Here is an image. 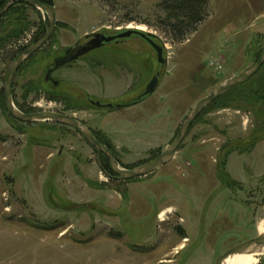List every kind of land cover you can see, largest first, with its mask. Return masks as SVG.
<instances>
[{
  "label": "rangeland",
  "instance_id": "1",
  "mask_svg": "<svg viewBox=\"0 0 264 264\" xmlns=\"http://www.w3.org/2000/svg\"><path fill=\"white\" fill-rule=\"evenodd\" d=\"M160 1L52 0L56 27L15 72L14 106L26 114L74 118L109 144L120 168L159 157L191 108L252 67L264 45V0H211L207 19L180 42L160 26ZM24 15L19 35L0 34V264H214L258 235L264 221V69L208 106L170 163L143 178L115 181L100 169L109 166L107 157L100 155L99 167L95 149L71 128L7 115V71L37 42L41 27L48 28L43 12L26 6ZM127 31L150 34L165 64L131 34L52 68L56 85L44 82L53 61L86 35ZM156 74L155 92L123 107L143 96ZM166 210L172 212L160 222Z\"/></svg>",
  "mask_w": 264,
  "mask_h": 264
},
{
  "label": "water",
  "instance_id": "2",
  "mask_svg": "<svg viewBox=\"0 0 264 264\" xmlns=\"http://www.w3.org/2000/svg\"><path fill=\"white\" fill-rule=\"evenodd\" d=\"M14 5H26L38 11L43 12L48 20V28L44 36L39 41H37L36 43H34L33 45H31L26 50L22 51L16 56V58L13 60L7 71L3 86L4 109L7 115L12 119L24 124H38L44 122H52L71 128L82 139H84V141H86L89 145H91L95 149L98 165L101 154H104L107 157L109 163V169L113 176L103 170L102 172L107 178L115 181H131V180L143 178L157 171L162 166L170 163L174 159L178 147L182 143L187 131L196 121L198 116L218 98L228 93L232 89L247 83L252 77H254L259 72V70L264 64V45H263L259 58L252 67L246 70L243 74L235 76L213 87L208 96L199 100L191 108L188 114L182 119L174 139L159 157L137 168L126 170L116 165L109 149L106 146L99 143L96 140V138L93 136V134L88 130V128L85 127L80 122H78L77 120H75L74 118L57 114L54 112H40L34 114H26V113H22L14 106L11 98V87H12V79L15 72L24 61H26L28 58H30L32 55H34L36 52H38L48 43L56 27V17H55L54 8L46 4L40 3L36 0H8L0 8V18ZM131 34H135L139 36L141 39L145 40L151 46V48L156 52L157 62L160 65L165 64V61L162 58V48L159 47L157 44H155L152 41V39H150L152 38L150 34L145 35L137 31H127L118 36H105L101 33H92L90 35H86L85 39L86 40L90 39V40L84 45H76L73 48L66 50L63 56L56 58L53 61V70L58 69L70 62L76 61L82 57H85L90 52L100 49L105 44H108L114 41L115 39L128 38ZM51 72L52 71L48 72L47 75H50ZM158 82H159V78H158V74H156L146 85L143 96L138 97L136 101L131 103V106L136 105L141 101H143L144 99L150 97L155 92L158 86ZM53 84L56 85L57 83L53 82ZM91 104H93L96 107L103 106L99 102H91ZM106 107L112 108L113 106L111 104H108L106 105ZM120 107L121 106H117V108ZM263 246H264V234H258L255 238L243 242L239 245H236L231 249H229L223 255H220L215 260L214 264H222V262L229 256L236 254H243L245 252H252Z\"/></svg>",
  "mask_w": 264,
  "mask_h": 264
},
{
  "label": "trees",
  "instance_id": "3",
  "mask_svg": "<svg viewBox=\"0 0 264 264\" xmlns=\"http://www.w3.org/2000/svg\"><path fill=\"white\" fill-rule=\"evenodd\" d=\"M7 1L8 0H0V8ZM36 1L52 6V0ZM102 1L109 3L112 0ZM210 1L211 0H161L156 7L161 13V16L159 17L161 28L165 31L172 42L183 41L187 36L195 33L197 28L207 19ZM25 8V5H14L0 19V34L4 35V38L16 37L23 30L21 24L25 19ZM44 32L45 27L43 26V28L41 27L39 35L36 36L35 42L42 38ZM262 69H264V64L260 70ZM218 100L214 101L213 104H215ZM127 106H131V103L123 105V107ZM92 134L99 143L111 150L108 143L101 140L97 134ZM105 160L106 158L104 161ZM101 169L111 174L107 163L104 162L101 164Z\"/></svg>",
  "mask_w": 264,
  "mask_h": 264
},
{
  "label": "bare ground",
  "instance_id": "4",
  "mask_svg": "<svg viewBox=\"0 0 264 264\" xmlns=\"http://www.w3.org/2000/svg\"><path fill=\"white\" fill-rule=\"evenodd\" d=\"M129 28V27H128ZM143 30V28L137 27V30ZM213 104V103H212ZM205 111V110H204ZM203 113V112H202ZM201 113V114H202ZM200 114V115H201ZM199 115V116H200ZM198 116V117H199ZM171 210H166L165 212H162L159 216L158 219L160 222H163L164 219L163 217L165 216V214H169L171 213ZM258 234H264V221H262L259 225H258ZM183 244H181L179 246V250L183 249ZM264 254V246L260 247L252 252H245L243 254H236V255H232L229 256L228 258H226L222 264H258V258ZM166 263V260H163L160 262V264H164Z\"/></svg>",
  "mask_w": 264,
  "mask_h": 264
},
{
  "label": "flooded vegetation",
  "instance_id": "5",
  "mask_svg": "<svg viewBox=\"0 0 264 264\" xmlns=\"http://www.w3.org/2000/svg\"><path fill=\"white\" fill-rule=\"evenodd\" d=\"M90 39H87V40H85V41H83V42H79V43H77V44H75L74 46H76V45H84V44H86L88 41H89ZM73 46V47H74ZM64 54V53H63ZM63 54L61 55V56H63ZM61 56H58L57 58H59V57H61ZM53 65V64H52ZM52 68H53V66H51V67H49V69L46 71V73H45V78H44V82L45 83H49V84H53V80L51 79V77H50V75H51V73H50V75H47L48 74V72H50V71H53L52 70ZM54 85V84H53ZM94 136V135H93ZM97 140V139H96ZM98 141V140H97Z\"/></svg>",
  "mask_w": 264,
  "mask_h": 264
},
{
  "label": "crops",
  "instance_id": "6",
  "mask_svg": "<svg viewBox=\"0 0 264 264\" xmlns=\"http://www.w3.org/2000/svg\"><path fill=\"white\" fill-rule=\"evenodd\" d=\"M144 102V101H143ZM140 103H142V102H140ZM139 103V104H140ZM171 129V128H170ZM170 129L168 130V132H167V130L165 131V134H164V137H169L170 136V134H171V132H170ZM114 144H115V142H114ZM176 158V157H175Z\"/></svg>",
  "mask_w": 264,
  "mask_h": 264
},
{
  "label": "built area",
  "instance_id": "7",
  "mask_svg": "<svg viewBox=\"0 0 264 264\" xmlns=\"http://www.w3.org/2000/svg\"><path fill=\"white\" fill-rule=\"evenodd\" d=\"M21 44V43H20ZM27 43L25 42L24 44H21L22 46H24V45H26ZM214 64V62L213 61H211V65H213Z\"/></svg>",
  "mask_w": 264,
  "mask_h": 264
}]
</instances>
